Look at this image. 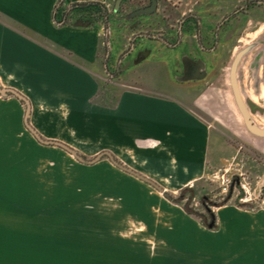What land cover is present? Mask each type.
<instances>
[{
  "label": "rangeland",
  "instance_id": "374dc122",
  "mask_svg": "<svg viewBox=\"0 0 264 264\" xmlns=\"http://www.w3.org/2000/svg\"><path fill=\"white\" fill-rule=\"evenodd\" d=\"M104 2L113 10L115 0ZM145 2L123 4L114 16L119 22L109 23L111 34L101 35L106 101L121 88L116 74L124 66L118 59L142 29H130L124 14ZM190 14L213 26L230 16L224 44L219 35L214 48L223 69L207 82L199 104L188 102L210 126L209 155L218 166L211 164L198 177L178 172L161 157L104 147L88 126L61 124L65 110L36 109L34 128L41 137L62 141L85 160L100 156L84 163L62 146L40 143L23 124V101L0 95V264H238L252 257L246 250L264 244V217L239 220L244 213H264L257 199L264 184V136L246 128L229 78L234 57L245 49L236 67L237 86L253 123L264 128V0H158L152 23L143 30L176 35ZM184 31L181 35L191 37ZM109 41L119 42L117 53ZM136 66L148 88L162 78L151 62ZM105 150L110 156L100 155ZM240 183L252 198L247 203L239 200ZM210 213L215 227L205 225Z\"/></svg>",
  "mask_w": 264,
  "mask_h": 264
},
{
  "label": "crops",
  "instance_id": "0c3cea01",
  "mask_svg": "<svg viewBox=\"0 0 264 264\" xmlns=\"http://www.w3.org/2000/svg\"><path fill=\"white\" fill-rule=\"evenodd\" d=\"M93 1L105 4L104 0ZM57 4L58 0H0V87L13 89L26 98L30 105V126L39 134L33 120L39 107L61 109L68 113L61 124L88 126L93 134L101 136L106 148H131L142 156L161 157L165 163H174L178 172L196 177L204 174L211 164L218 166L209 155L210 126L191 110L188 102L199 104L207 82L223 69L222 55L215 56L214 48L218 35L221 46L224 44L230 18L222 26L219 22L217 26L202 24L200 20L182 24V19L176 35L173 32L149 34L142 26L134 32L135 40L130 49L118 59L124 66L116 74L121 88L115 98L106 101L101 84L102 23L97 25L85 12L74 10L65 24H57L54 13L61 19L71 1L65 0L56 11ZM157 6L151 13L139 14L145 15L143 22L152 23ZM107 9L110 19L106 25L111 34L109 23L119 22L115 19L118 13ZM129 9L132 13L139 8L132 5ZM131 13L124 18L125 23L130 24L137 16L129 17ZM185 28L192 32L191 37L181 35ZM212 29H215L214 35L210 33ZM141 31L144 34H140ZM217 31H220L218 35ZM194 37L196 39H191ZM109 44L116 45L117 53L119 42L113 45L109 41ZM111 49L112 52L113 47ZM186 59L200 61V71L205 75L182 80ZM143 61L153 63L154 68L161 71L162 78L156 80L154 88L142 85L141 76L135 72L136 65ZM3 79L10 81V85ZM16 98L25 104L24 100ZM24 116L25 112L23 124L26 127ZM195 176L193 180L199 179ZM260 217H264V213H244L239 220L247 222ZM246 252H251L252 257L247 256L238 264H264V244Z\"/></svg>",
  "mask_w": 264,
  "mask_h": 264
},
{
  "label": "water",
  "instance_id": "95a60500",
  "mask_svg": "<svg viewBox=\"0 0 264 264\" xmlns=\"http://www.w3.org/2000/svg\"><path fill=\"white\" fill-rule=\"evenodd\" d=\"M120 0L116 1V8L119 5ZM157 6V0H151V4L149 6L146 7H142L139 9L134 10L129 17L134 16V15H139V14H148L151 13L152 11H154L156 9ZM245 49L241 50L240 52L237 53V55L234 57L231 66H230V72H229V78H230V85H231V89H232V94L234 96V101L235 104L240 112V114L242 115L244 124L246 126V128L253 134L257 135V136H264V128H259L258 126H256L251 117L250 114L241 98L240 95V91L238 89L237 86V81H236V67L237 64L241 58V56L244 54ZM148 54V51L146 53L143 54V56L141 58H144L146 55ZM200 67H201V62H194L191 59H186L184 60V75L182 77V80H187V79H199L202 78L205 75L204 71H200ZM8 93H12L13 95H15L16 97H18L21 100L25 101L26 104V111H25V116H24V120H25V125L28 128V130L36 137V139L42 143V144H53V145H59L62 146L63 148L68 149L78 160H80L81 162L84 163H93L96 160H98V158L100 156H97L91 160H85L83 159L81 156H79L77 154V152L69 147H67L66 145H64L63 143L59 142V141H55V140H46L40 137V135L30 126V124L28 123V117H29V113H30V105L28 103V101L26 100V98H24V96H22L19 92L13 90V89H8V88H2L0 87V94L2 95H6ZM103 154H107L110 156V154L108 152H102L100 155ZM112 161L114 162V164L116 166H118L120 169H123L125 171H128L134 175H136L137 177L150 182L151 184H153L156 188H158L159 190H161L160 187H158L156 184H154L151 180H149L148 178L138 174L137 172H134L122 165H120L119 163H117L115 160L112 159ZM167 196V194H165ZM185 209L189 210L190 209L186 206Z\"/></svg>",
  "mask_w": 264,
  "mask_h": 264
},
{
  "label": "trees",
  "instance_id": "16d2710c",
  "mask_svg": "<svg viewBox=\"0 0 264 264\" xmlns=\"http://www.w3.org/2000/svg\"><path fill=\"white\" fill-rule=\"evenodd\" d=\"M65 2V0H58V4L56 7V11L59 10V7ZM78 10L81 12H85L92 22H98L99 20H104L108 22L109 20V13L106 5L99 1H80V2H73L71 3L67 9L62 13L61 19H58L56 16V12L54 13V21L57 24H65L67 22V17L71 11ZM204 220V219H203ZM205 222V221H203ZM205 225L208 227H215V214L210 213V223H206Z\"/></svg>",
  "mask_w": 264,
  "mask_h": 264
},
{
  "label": "flooded vegetation",
  "instance_id": "af4514ba",
  "mask_svg": "<svg viewBox=\"0 0 264 264\" xmlns=\"http://www.w3.org/2000/svg\"><path fill=\"white\" fill-rule=\"evenodd\" d=\"M131 1H132V0H120L119 5H118V7L116 8V0H115V2H114V6H113V10H112V11L114 12V10H116V13H118L119 10H117V9H120V10H121L123 4H125V3L128 4V3H130ZM150 4H151V0H147V2H145V3H140L139 5H136V8L146 7V6H149ZM246 6H248V5L246 4L245 6H242V8H246ZM129 13H131V10H130V9H129L128 11H126L125 16H124L123 18L127 17ZM143 16H145V15H137V16L133 17L132 21H131L130 24H129L130 28H131V29H135V28H137L138 26H144L145 24H147L146 22H143V21H142V17H143ZM228 18H230V16H226L225 18H223V19L219 22L218 25H219V26H222L223 23H225V22L228 20ZM193 20H195L196 23L199 22V19H198L194 14L187 15V16H185V17L183 18L182 24H184V23H190V22L193 21ZM187 26H188V25H186V27H187ZM187 29H188V28H187ZM188 30H189V29H188ZM219 33H220V31H217V32H216V35H218ZM140 34H144V32L141 31ZM217 37L219 38V35H218ZM133 40H135V36H134Z\"/></svg>",
  "mask_w": 264,
  "mask_h": 264
},
{
  "label": "built area",
  "instance_id": "2783aa9c",
  "mask_svg": "<svg viewBox=\"0 0 264 264\" xmlns=\"http://www.w3.org/2000/svg\"><path fill=\"white\" fill-rule=\"evenodd\" d=\"M106 33L109 34V29L104 27L102 25L101 27V35H106ZM109 44V42H107ZM103 45H105V42H102ZM239 189L241 190V195L239 197V200L243 201L244 203H247L252 200L249 190L246 188L244 184L239 185ZM257 199L260 200L262 203H264V184L259 188Z\"/></svg>",
  "mask_w": 264,
  "mask_h": 264
}]
</instances>
